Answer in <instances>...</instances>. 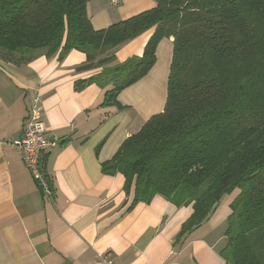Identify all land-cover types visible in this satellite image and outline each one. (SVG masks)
Returning a JSON list of instances; mask_svg holds the SVG:
<instances>
[{"label":"trees","instance_id":"1","mask_svg":"<svg viewBox=\"0 0 264 264\" xmlns=\"http://www.w3.org/2000/svg\"><path fill=\"white\" fill-rule=\"evenodd\" d=\"M154 1L155 8L96 30L90 0H0V59L20 65L36 51L49 58L59 52L60 59L83 52L78 72L103 70L74 89L111 86L103 106L121 108L120 93L149 74L160 42L173 39L163 112L126 139L102 171L125 177L133 206L158 195L192 205L177 241L239 191L221 255L226 264H264V0ZM153 28L142 57L107 67L119 47Z\"/></svg>","mask_w":264,"mask_h":264},{"label":"crops","instance_id":"2","mask_svg":"<svg viewBox=\"0 0 264 264\" xmlns=\"http://www.w3.org/2000/svg\"><path fill=\"white\" fill-rule=\"evenodd\" d=\"M90 0L92 26L102 30L156 7L154 0ZM153 28L116 50L117 66L142 57ZM149 74L118 96L121 108L103 106L106 91L93 84L77 92L76 81L103 69L78 72L86 54L47 57L36 51L17 65L0 59V264H97L108 254L115 264H226L221 255L231 204L225 196L211 216L177 241L193 206L178 207L158 195L133 206L125 177L105 175L102 165L126 139L163 112L173 57L164 38ZM43 100V120L57 147L45 157L53 195H44L12 144L23 136L34 96Z\"/></svg>","mask_w":264,"mask_h":264},{"label":"built area","instance_id":"3","mask_svg":"<svg viewBox=\"0 0 264 264\" xmlns=\"http://www.w3.org/2000/svg\"><path fill=\"white\" fill-rule=\"evenodd\" d=\"M111 1L114 6L120 3L119 0ZM42 104L43 100L40 96L32 98L23 136L12 145L20 149L25 166L40 185L44 195L51 197L53 191L43 170V161L47 153L58 146L60 140L48 134L43 120ZM1 144L3 143L0 142ZM97 264H115V261L106 254L99 257Z\"/></svg>","mask_w":264,"mask_h":264},{"label":"rangeland","instance_id":"4","mask_svg":"<svg viewBox=\"0 0 264 264\" xmlns=\"http://www.w3.org/2000/svg\"><path fill=\"white\" fill-rule=\"evenodd\" d=\"M112 89V88H111ZM110 89V90H111ZM124 91V90H123ZM237 191V190H236ZM236 191H234L233 193H231V194H229V195H227L228 197H231V196H233L235 193H236Z\"/></svg>","mask_w":264,"mask_h":264}]
</instances>
